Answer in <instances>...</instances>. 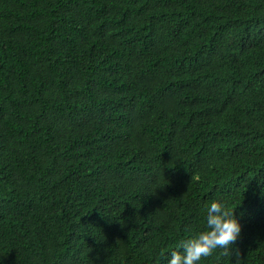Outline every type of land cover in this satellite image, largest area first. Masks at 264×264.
Masks as SVG:
<instances>
[{"label": "trees", "instance_id": "trees-1", "mask_svg": "<svg viewBox=\"0 0 264 264\" xmlns=\"http://www.w3.org/2000/svg\"><path fill=\"white\" fill-rule=\"evenodd\" d=\"M223 198L264 264V0H0V264H165Z\"/></svg>", "mask_w": 264, "mask_h": 264}, {"label": "clouds", "instance_id": "clouds-1", "mask_svg": "<svg viewBox=\"0 0 264 264\" xmlns=\"http://www.w3.org/2000/svg\"><path fill=\"white\" fill-rule=\"evenodd\" d=\"M223 198H213L204 207V228L181 239L178 246L169 250L165 264H199L214 250L223 255L238 257L234 247L240 230L238 216Z\"/></svg>", "mask_w": 264, "mask_h": 264}]
</instances>
